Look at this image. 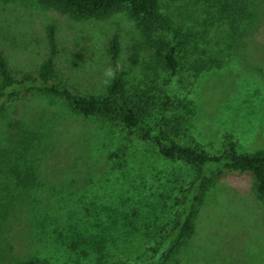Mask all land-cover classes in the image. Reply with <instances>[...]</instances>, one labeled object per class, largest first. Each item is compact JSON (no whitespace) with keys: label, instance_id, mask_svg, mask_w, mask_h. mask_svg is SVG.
<instances>
[{"label":"rangeland","instance_id":"374dc122","mask_svg":"<svg viewBox=\"0 0 264 264\" xmlns=\"http://www.w3.org/2000/svg\"><path fill=\"white\" fill-rule=\"evenodd\" d=\"M160 11L163 26L147 35L126 10L77 17L36 0H0V50L15 71L35 70L52 30L51 80L102 94L116 38L128 100L151 127L210 153L224 151L227 133L240 152L264 151V0H160ZM161 39L175 49L174 73L153 44ZM120 149L122 166L112 156ZM222 168L206 163L203 174ZM197 172L161 155L153 139L59 96L33 90L8 101L0 264H148ZM193 208V233L161 264H264V201L252 175L209 174Z\"/></svg>","mask_w":264,"mask_h":264},{"label":"trees","instance_id":"16d2710c","mask_svg":"<svg viewBox=\"0 0 264 264\" xmlns=\"http://www.w3.org/2000/svg\"><path fill=\"white\" fill-rule=\"evenodd\" d=\"M12 1V0H4ZM41 4L71 13L77 17L106 16L118 10H126L134 18L142 31L150 35L158 31L163 24L160 11V0H36ZM50 52L46 59L35 70L15 71L3 52L0 50V111L6 102L22 97L31 91H40L63 98L70 107L85 116H102L115 120L128 128L131 132H139L145 138L155 141L161 155L190 163L196 167L198 174L186 187L183 195L182 212L168 235L164 237L154 249L152 261L148 264H161V258L170 254L172 250L182 243L183 239L194 231L193 217L194 204L199 199L202 189L207 184L209 174L223 175L224 173H248L256 180V191L264 201V151L243 153L238 150V142L230 133L224 137L225 149L220 153H210L198 146L189 147L171 140L162 129L151 127L150 123L142 117L129 102L126 93V72L117 66L119 45L117 39L112 42L113 75L106 90L102 94L81 93L70 85L51 80L56 69L57 47L54 32H49ZM157 47L163 48V60L166 66L174 73L179 65L174 47L164 40L154 42ZM180 103L188 105L185 99ZM168 104L164 101L163 108ZM118 158V165L125 164L123 150L112 154ZM206 163L223 166L214 169L208 175L203 174ZM174 247V248H172ZM172 248V249H170ZM170 249V250H169ZM21 264H47L39 259H28Z\"/></svg>","mask_w":264,"mask_h":264}]
</instances>
